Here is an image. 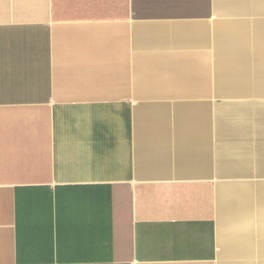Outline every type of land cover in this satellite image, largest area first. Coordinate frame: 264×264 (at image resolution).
<instances>
[{
  "label": "crops",
  "instance_id": "obj_1",
  "mask_svg": "<svg viewBox=\"0 0 264 264\" xmlns=\"http://www.w3.org/2000/svg\"><path fill=\"white\" fill-rule=\"evenodd\" d=\"M0 264H264V0H0Z\"/></svg>",
  "mask_w": 264,
  "mask_h": 264
}]
</instances>
